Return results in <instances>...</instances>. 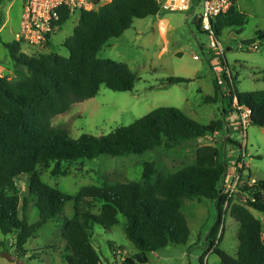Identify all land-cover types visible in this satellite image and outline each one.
I'll use <instances>...</instances> for the list:
<instances>
[{"label":"trees","instance_id":"16d2710c","mask_svg":"<svg viewBox=\"0 0 264 264\" xmlns=\"http://www.w3.org/2000/svg\"><path fill=\"white\" fill-rule=\"evenodd\" d=\"M160 11L156 0H113L98 11L80 13L73 35L63 43L69 57L54 52L28 56L21 54L19 41L5 44L14 64L29 73L28 78L19 81L0 78V231L14 236L13 247L19 258L27 255L25 246L37 231L62 214L67 202L74 201L75 216L62 229L69 253L67 264H101L90 232L95 226L111 232L119 225V215L126 218L124 233L137 250L124 264H146L150 254L187 245L191 230L182 213L184 200L205 199L214 202L217 218L206 238L201 264L211 252L221 264H264L263 225L253 214H264V180H256L252 187L244 189L246 201L237 200L225 210L226 198L221 187L228 167L221 160L220 149L213 144L199 146L194 164L168 175L159 174L154 162H146L142 183L87 186L76 196H68L41 180L38 168L50 163H55L53 173L57 175L63 163L101 156L143 155L163 146L174 149L222 132L224 120L202 125L174 107L158 108L133 124L100 137L83 134L74 140L65 128L53 125L58 115L67 113L76 103L95 98L102 87L114 92L134 91L139 81L137 74L127 64L101 60L97 54L111 39L132 28L134 20L155 17ZM71 17L70 12L63 10L59 28ZM244 26V16L233 7L228 15L217 20L215 30L220 37L229 28L242 33ZM198 29L202 31L201 23ZM261 35L245 44H254L257 39L264 41ZM225 79L231 100L236 98L238 106L251 111L253 125L264 128V90L240 93L237 78ZM165 82L176 85L192 80L170 77ZM214 86L215 95L206 96V104L226 98L218 80ZM24 177L29 181L31 197L37 199L40 219L34 224L27 221L25 212L20 215L21 204L24 202V209L26 200H21L16 183ZM97 203L102 206L95 213ZM228 213L240 225L236 257L220 247L219 233Z\"/></svg>","mask_w":264,"mask_h":264},{"label":"rangeland","instance_id":"374dc122","mask_svg":"<svg viewBox=\"0 0 264 264\" xmlns=\"http://www.w3.org/2000/svg\"><path fill=\"white\" fill-rule=\"evenodd\" d=\"M236 11L244 16L243 32L240 33L237 28H229L219 37L220 47L224 52L222 59L228 64L224 73L214 72L215 66L222 65L220 56L210 49L208 35L198 29L199 20L195 22L194 17L189 18L190 13L161 10L155 17L134 20L132 28L121 37L111 39L97 54L98 59H111L127 64L139 77L134 91L114 92L102 87L95 98L76 103L70 111L53 120L54 126L65 128L69 136L76 140L83 134L96 137L108 135L116 128L129 126L158 108L174 107L202 125L224 120L225 126L220 135L216 133L215 141L212 137H206L185 142L174 149L163 146L143 155L101 156L63 163L57 175L53 173L55 163H50L38 168L41 180L68 196H76L87 186L142 183L146 162H154L159 174L175 173L194 164L197 148L205 144L217 146L221 151V160L227 164L230 172L233 171L243 159L240 146L232 144L229 138L224 139L223 134L229 133L228 126L233 125V140L245 146V137L243 140L236 126L240 112L235 111L237 102L230 98L225 77L237 78L236 87L240 93L264 90V41L257 39L256 44L260 46L257 51L249 50L245 44L258 34L264 36V0H237ZM21 15L22 2L0 0V78L12 81L24 80L29 73L25 68L14 64L5 48L6 43L19 41L22 46L21 54L28 56L54 52L69 57L63 43L73 35L79 22V15H72L52 37L50 45L32 46L21 38ZM170 77L191 79L192 82L170 85L165 82ZM215 80H218L226 98L219 99L215 104H206L205 97L215 95ZM229 144L234 146H230V150ZM246 145L248 150L245 163L249 170L244 176L252 174V178L256 180H264V128L249 125ZM16 186L21 200H26L24 209V202L21 204L20 215L25 212L30 224L38 222L40 216L36 207L37 199L29 193L27 177L17 182ZM101 206L99 203L95 204L93 212L98 213ZM182 213L191 230L187 245L167 247L150 254V260L146 264H201L200 258L206 251V238L215 224L217 210L211 200L185 199ZM253 214L262 222L264 233V214L258 211H253ZM74 216L75 202L69 201L62 214L50 220L27 242V255L19 259L25 264H67L66 257L69 253L62 238V229L65 222ZM118 219L119 225L111 232H106L100 226H95L90 232L91 241L100 254L101 264H113L116 249L125 251L127 258L137 251L124 233L126 218L119 215ZM239 228V223L228 213L219 239L222 240L221 249L233 257L237 256L239 249ZM14 243L13 235L5 236L0 231V264H16L2 256L5 252L15 253ZM111 245L117 247L113 248ZM208 264H221V261L216 254L210 253Z\"/></svg>","mask_w":264,"mask_h":264},{"label":"built area","instance_id":"2783aa9c","mask_svg":"<svg viewBox=\"0 0 264 264\" xmlns=\"http://www.w3.org/2000/svg\"><path fill=\"white\" fill-rule=\"evenodd\" d=\"M22 2V15L20 22L21 38L32 46L46 45L48 41H52V37L60 30L59 23L62 17V11L66 10L71 15L80 14L82 12H93L100 10L104 5L113 0H18ZM160 10L167 12H181L190 13V17L195 18V22L199 20L202 31L208 35L210 39V49L220 56L222 63L224 52L220 47L219 37L215 30L217 20L230 13L233 7H236L237 0H156ZM198 8L200 11L198 12ZM259 44L248 45L251 51L259 50ZM198 59V57H195ZM228 69L227 63H222L221 66H215L214 72L216 74L224 73ZM240 111L237 118V128L240 134L245 137V146L240 145V153L243 158L233 171L227 169V173L222 182V195L226 198L225 210H228L232 203L237 200L246 201L247 196L244 193L245 188H250L256 183V179L250 175L244 176L245 172L249 170L245 163L247 156V130L252 124V113L244 106H238ZM216 135V134H215ZM215 141V136L212 137ZM17 185V183H16ZM221 232L219 233V237ZM264 238V233L262 232ZM212 253V252H211ZM208 257V255H207ZM207 257L205 264H208ZM127 257L125 251L116 249L114 252L113 264H124Z\"/></svg>","mask_w":264,"mask_h":264},{"label":"crops","instance_id":"0c3cea01","mask_svg":"<svg viewBox=\"0 0 264 264\" xmlns=\"http://www.w3.org/2000/svg\"><path fill=\"white\" fill-rule=\"evenodd\" d=\"M237 5V4H236ZM236 123V122H235ZM236 126H237V124H236ZM228 129H229V133H225V134H223V138L225 139V138H229L230 140H232L233 142H235L234 140H233V138H232V133H233V131H234V126L232 125V126H228ZM221 133H217V135H220ZM217 135H215V139H216V137H217ZM228 144V143H227ZM233 144V143H232ZM239 144V143H238ZM230 146L232 147L233 145H228V149L230 150ZM234 147V146H233ZM227 156V155H226ZM224 159L226 160L227 159V157H224ZM250 176L252 177V174H250ZM113 248L114 247H117V246H115V245H111ZM136 253H137V251H136ZM135 253V254H136ZM154 254V253H153ZM208 257H209V255H208ZM208 257H207V260H208ZM149 260H150V258H149Z\"/></svg>","mask_w":264,"mask_h":264},{"label":"water","instance_id":"95a60500","mask_svg":"<svg viewBox=\"0 0 264 264\" xmlns=\"http://www.w3.org/2000/svg\"><path fill=\"white\" fill-rule=\"evenodd\" d=\"M2 256L4 258H6L7 260L14 262L16 264H25L21 259H19V257L16 255V251L15 253H9V252H5L2 254Z\"/></svg>","mask_w":264,"mask_h":264}]
</instances>
